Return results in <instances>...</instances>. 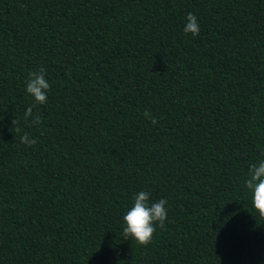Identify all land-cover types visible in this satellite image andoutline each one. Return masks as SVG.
<instances>
[{
  "label": "trees",
  "instance_id": "trees-1",
  "mask_svg": "<svg viewBox=\"0 0 264 264\" xmlns=\"http://www.w3.org/2000/svg\"><path fill=\"white\" fill-rule=\"evenodd\" d=\"M261 159L264 0H0V264H264ZM139 191L167 201L144 245Z\"/></svg>",
  "mask_w": 264,
  "mask_h": 264
},
{
  "label": "clouds",
  "instance_id": "clouds-1",
  "mask_svg": "<svg viewBox=\"0 0 264 264\" xmlns=\"http://www.w3.org/2000/svg\"><path fill=\"white\" fill-rule=\"evenodd\" d=\"M183 31L191 33L193 37L198 36L200 25L198 18L193 13H187ZM50 88L49 82L45 79V70L31 72L26 80L25 91L33 100L34 104H44L47 100V93ZM25 118L32 116V107L25 110ZM156 121L153 120V123ZM34 124L40 123L39 116L33 119ZM21 143L31 146L36 143L34 137L25 132L20 137ZM244 186L250 193L251 206L255 213L264 218V159L258 160L248 167L247 177ZM167 201L163 198L156 202H150V195L147 191H139L132 197L131 205L125 210L122 217L123 235L131 238L139 244H148L155 231L154 226L163 227L167 219Z\"/></svg>",
  "mask_w": 264,
  "mask_h": 264
}]
</instances>
